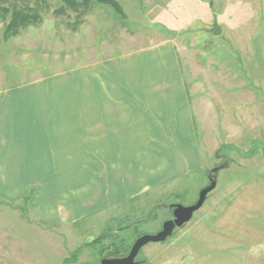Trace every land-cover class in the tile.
Masks as SVG:
<instances>
[{"label": "rangeland", "instance_id": "obj_1", "mask_svg": "<svg viewBox=\"0 0 264 264\" xmlns=\"http://www.w3.org/2000/svg\"><path fill=\"white\" fill-rule=\"evenodd\" d=\"M17 1L39 9L42 20L7 36L12 10L5 8L11 9ZM117 1L123 8L121 14L109 5L96 4L82 16L69 8L58 10L61 0L0 1V125L15 118L20 121L30 111L28 124L38 126L34 112L42 105L55 112L89 109V103L79 102L77 96L89 94L96 83L88 79L90 71L94 75L98 70L113 72L123 57L171 39L194 93L195 136L202 166L96 207L88 205L90 181L96 177L100 183L109 167L98 158L89 165V151H82L83 158H89L80 167L81 217L57 230L32 220L29 204L20 213V206L28 201L10 204L17 212L0 213L4 222L24 217L19 221L33 222L34 229L27 231L28 237L18 235L16 251L8 260L25 264L23 257H32L34 264H45L48 259L49 264H61L65 257L63 264H101L105 256L126 255L138 236L156 233L173 218L170 204L195 203L209 183L211 169L219 166L217 186L192 219L166 241L146 244L139 258L145 264H264V257L227 254L226 246L208 238L206 227L226 193L264 169V0ZM97 64L107 65L106 70ZM71 119L60 118L57 124ZM112 165L110 169H115L117 164ZM49 171L53 181L61 166L51 165ZM127 172L140 174L134 166L127 167ZM94 188L100 193V187ZM65 193L60 195L66 199L72 194ZM6 205L1 204L0 211ZM26 239L21 249L19 242Z\"/></svg>", "mask_w": 264, "mask_h": 264}, {"label": "crops", "instance_id": "obj_2", "mask_svg": "<svg viewBox=\"0 0 264 264\" xmlns=\"http://www.w3.org/2000/svg\"><path fill=\"white\" fill-rule=\"evenodd\" d=\"M175 46V41L165 39L137 55L123 57L113 72L98 70L94 75L90 71L88 79L96 83L89 94L77 96L79 102L89 103V109L55 112L42 105L34 112L38 126L28 124L30 111L20 121L15 118L0 125V205L7 204L0 213L17 212L9 205L28 201L20 206V213L29 204L32 220L52 229L66 228L82 214L80 167L89 157V165L98 158L109 167L100 183L96 177L90 181L88 205L96 207L129 197L145 185L155 187L167 178L198 170L202 165L195 136V98ZM95 67L103 71L107 65ZM60 118L72 121L58 125ZM82 151H89V157L83 158ZM113 163L116 168L110 169ZM51 165L61 166L53 181ZM129 166L140 174H128ZM94 186L100 187V193H95ZM66 189L72 193L67 199ZM226 194L206 226L208 238L226 246L227 254L234 257H264V249L259 256L250 251L264 244V169ZM23 218L4 222L0 215V264H13L8 257L16 251L18 235H31L27 231L34 229L33 222L19 221ZM27 242L20 240L21 249ZM23 260L34 264L32 257ZM64 260L61 257V264Z\"/></svg>", "mask_w": 264, "mask_h": 264}, {"label": "water", "instance_id": "obj_3", "mask_svg": "<svg viewBox=\"0 0 264 264\" xmlns=\"http://www.w3.org/2000/svg\"><path fill=\"white\" fill-rule=\"evenodd\" d=\"M220 167L216 166L211 169L208 178L209 183L201 189L198 200L190 205L181 203H172L169 208H174V218L168 219L163 223L161 230L156 233H144L137 237L132 244L130 251L124 256L103 257L101 264H140L136 258L139 256L141 249L150 242H162L171 237L177 228L184 226L190 221L196 210L202 207L208 194L215 189L218 183V171Z\"/></svg>", "mask_w": 264, "mask_h": 264}, {"label": "trees", "instance_id": "obj_4", "mask_svg": "<svg viewBox=\"0 0 264 264\" xmlns=\"http://www.w3.org/2000/svg\"><path fill=\"white\" fill-rule=\"evenodd\" d=\"M0 1H10V0H0ZM62 6L58 10H63L65 8L72 9L78 15H86L92 8L98 5H109L117 13H123V8L117 0H61ZM7 12L12 10V16L9 23L6 26V35H15L20 32L21 29L26 28L30 25L39 23L42 20V15L39 9H34V7L27 5H20L19 1L12 5V8H5Z\"/></svg>", "mask_w": 264, "mask_h": 264}, {"label": "clouds", "instance_id": "obj_5", "mask_svg": "<svg viewBox=\"0 0 264 264\" xmlns=\"http://www.w3.org/2000/svg\"><path fill=\"white\" fill-rule=\"evenodd\" d=\"M262 249H264V244L254 246L253 248L250 249V251L252 254L259 256L261 254Z\"/></svg>", "mask_w": 264, "mask_h": 264}, {"label": "flooded vegetation", "instance_id": "obj_6", "mask_svg": "<svg viewBox=\"0 0 264 264\" xmlns=\"http://www.w3.org/2000/svg\"><path fill=\"white\" fill-rule=\"evenodd\" d=\"M170 209H172V212H173V210H174V208H170ZM173 218H174V214H173ZM125 254H116V255H110V256H105V257H112V256H124ZM127 255V254H126ZM102 259V258H101ZM136 260L140 263V264H145V263H143V260H141L140 258H139V256L136 258Z\"/></svg>", "mask_w": 264, "mask_h": 264}]
</instances>
